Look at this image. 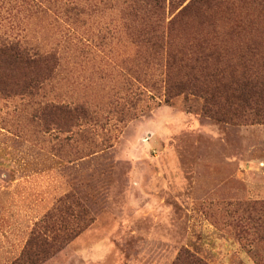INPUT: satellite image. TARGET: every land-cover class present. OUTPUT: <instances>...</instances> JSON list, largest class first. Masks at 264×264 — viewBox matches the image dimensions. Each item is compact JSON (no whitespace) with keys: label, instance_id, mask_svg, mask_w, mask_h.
Returning a JSON list of instances; mask_svg holds the SVG:
<instances>
[{"label":"rangeland","instance_id":"rangeland-1","mask_svg":"<svg viewBox=\"0 0 264 264\" xmlns=\"http://www.w3.org/2000/svg\"><path fill=\"white\" fill-rule=\"evenodd\" d=\"M18 2L0 0V35L57 63L36 94L0 93V264H186L184 250L264 264V116L168 93L172 70L132 28V0ZM66 195L90 220L51 240L40 220Z\"/></svg>","mask_w":264,"mask_h":264},{"label":"trees","instance_id":"trees-1","mask_svg":"<svg viewBox=\"0 0 264 264\" xmlns=\"http://www.w3.org/2000/svg\"><path fill=\"white\" fill-rule=\"evenodd\" d=\"M35 1L20 0L16 12L36 11ZM129 4L126 9L134 13L132 28L147 45L161 48L167 77L172 70L168 93L200 94L207 109L221 117L248 109L264 116V0H132ZM62 6L65 14L82 10L74 1ZM177 37H183L182 42ZM56 63L54 51L0 35V93L16 89L22 95L36 94ZM43 109L61 108L46 105ZM64 201L61 210L50 211L40 220V226L50 230L51 240L60 233L64 242L69 241L90 220L84 209H72L71 196ZM78 218L83 224L73 223ZM44 241L43 245L53 246ZM178 260L207 264L189 250L182 251Z\"/></svg>","mask_w":264,"mask_h":264}]
</instances>
